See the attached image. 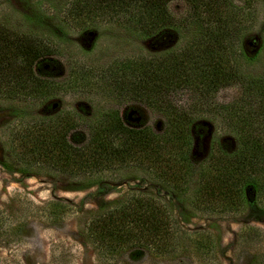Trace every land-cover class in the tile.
I'll return each mask as SVG.
<instances>
[{"label": "rangeland", "instance_id": "1", "mask_svg": "<svg viewBox=\"0 0 264 264\" xmlns=\"http://www.w3.org/2000/svg\"><path fill=\"white\" fill-rule=\"evenodd\" d=\"M244 1L234 3L242 6ZM69 3L70 0H0V25L38 37L51 48V55L34 65L36 76L61 85L55 95L43 100L0 98V264L263 263L264 197L258 205L246 203L242 209L224 213L200 210L194 205L198 172L212 143L223 144L231 152L238 148L236 133L220 115L209 117L191 107L198 99L196 92L175 95L180 106L190 107L195 119L190 155L195 172L184 193L172 191L153 173L134 166L71 176L43 166L25 170L14 158L15 130L57 114L77 117L76 129L69 137L73 144L86 142L90 126L110 111H116L129 128H148L157 135L166 129L162 112L143 102L117 97L102 80V71L122 60L176 52L190 43L195 30L171 28V39L160 44L117 22L96 19L82 28L70 24L64 15ZM168 9L180 23L189 12L183 0L171 1ZM240 46L248 58L238 60L242 84L214 92L210 97L213 106L231 104L252 109L245 83L264 79V0H257L255 21L240 36ZM75 72L82 75L80 81H73L71 87L65 85ZM256 107L262 110L260 103ZM261 129L264 137V124ZM136 193L160 201L177 222L180 233L174 253L162 255L147 248L102 253L89 238L87 227L95 215L124 204ZM55 203L69 207L58 218L50 213ZM203 243L205 248L201 249Z\"/></svg>", "mask_w": 264, "mask_h": 264}, {"label": "trees", "instance_id": "2", "mask_svg": "<svg viewBox=\"0 0 264 264\" xmlns=\"http://www.w3.org/2000/svg\"><path fill=\"white\" fill-rule=\"evenodd\" d=\"M171 1L70 0L64 14L75 26L83 28L96 19L117 22L160 44L171 39V28L195 30L190 43L176 52L122 60L102 71V80L117 97L143 102L166 116L163 134L129 128L116 111H110L90 126L86 142L73 144L69 137L76 129V116L64 113L45 117L14 132L13 155L25 170L43 166L71 176H91L134 166L153 173L172 191L184 193L195 172L190 160L195 119L190 107L180 106L175 95L192 91L198 99L191 107L209 117L220 115L238 139L234 152L212 143L198 172L194 205L224 213L262 201L264 79L245 83L250 111L231 104L216 107L210 98L222 87L242 84L238 60L248 58L240 46V36L255 21L257 0H245L242 6L234 0H183L189 9L181 19L183 23L170 13ZM51 53L44 40L0 25V98L38 101L55 95L61 85L36 76L33 68ZM78 75L72 73L65 85L71 87L73 81H80L82 75ZM259 103L261 111L256 107ZM68 208L55 203L50 213L58 218ZM87 233L102 253L147 248L167 255L177 250L180 230L164 204L136 193L124 204L95 215Z\"/></svg>", "mask_w": 264, "mask_h": 264}]
</instances>
